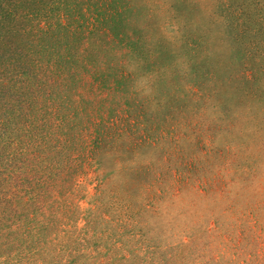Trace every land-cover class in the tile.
<instances>
[{
    "label": "rangeland",
    "instance_id": "rangeland-1",
    "mask_svg": "<svg viewBox=\"0 0 264 264\" xmlns=\"http://www.w3.org/2000/svg\"><path fill=\"white\" fill-rule=\"evenodd\" d=\"M111 1L68 8L100 27ZM116 1L133 15L128 0ZM217 11L225 51L197 59L192 83L224 117L194 122L186 99L171 96L154 113L135 109L127 137L72 150L68 134V151L54 146L55 164L40 170L51 190L24 195L20 219L0 231V264H264V0H218ZM187 40L199 57L206 41ZM229 103H247L236 107L247 114L232 118Z\"/></svg>",
    "mask_w": 264,
    "mask_h": 264
},
{
    "label": "trees",
    "instance_id": "trees-1",
    "mask_svg": "<svg viewBox=\"0 0 264 264\" xmlns=\"http://www.w3.org/2000/svg\"><path fill=\"white\" fill-rule=\"evenodd\" d=\"M114 1L99 27L75 14L77 5L68 8V0H0V231L20 219L15 213L24 195L44 197L51 190L40 170L55 164L54 146L68 151L69 134L72 150L94 147L125 133L131 114L144 107L132 103L130 80L113 53H147L141 33L122 24L128 15ZM160 50L155 62L164 63L168 56ZM233 104L247 105L229 103L231 115ZM83 135L91 138L79 144ZM59 136L65 141L54 142Z\"/></svg>",
    "mask_w": 264,
    "mask_h": 264
},
{
    "label": "clouds",
    "instance_id": "clouds-1",
    "mask_svg": "<svg viewBox=\"0 0 264 264\" xmlns=\"http://www.w3.org/2000/svg\"><path fill=\"white\" fill-rule=\"evenodd\" d=\"M178 4H183L185 11L181 12ZM128 6L133 15L127 23L131 30L141 33V43L147 53V56L130 50L113 53L130 80L128 94L141 101L150 113L158 111L175 96L186 99L194 122L211 125L223 118L220 102L211 94L198 93L192 83L197 59H215L226 48L223 17L217 11L218 0H128ZM189 34L206 41L199 57L185 50ZM161 46L166 47L171 56L168 63H155ZM196 105H199L198 111ZM246 114L233 106L232 118ZM161 221L168 222L166 213H162Z\"/></svg>",
    "mask_w": 264,
    "mask_h": 264
}]
</instances>
